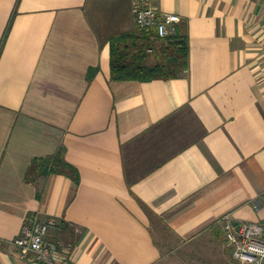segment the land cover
Segmentation results:
<instances>
[{
    "label": "crops",
    "instance_id": "obj_1",
    "mask_svg": "<svg viewBox=\"0 0 264 264\" xmlns=\"http://www.w3.org/2000/svg\"><path fill=\"white\" fill-rule=\"evenodd\" d=\"M135 3L0 0V264H39L14 244L32 218L72 264H232L225 216L264 224V0H156L188 69L114 81ZM58 152L79 181L31 169Z\"/></svg>",
    "mask_w": 264,
    "mask_h": 264
},
{
    "label": "built area",
    "instance_id": "obj_2",
    "mask_svg": "<svg viewBox=\"0 0 264 264\" xmlns=\"http://www.w3.org/2000/svg\"><path fill=\"white\" fill-rule=\"evenodd\" d=\"M135 16L138 28L151 39L173 35L180 15L160 10L156 0H136ZM150 48L148 52H152ZM57 221L51 217L46 221L29 219L14 244L25 252H33L39 264H72V245H63L59 239H52ZM228 246L233 257L240 264H264V224L244 221L237 225L226 215L223 225ZM196 264V263H190Z\"/></svg>",
    "mask_w": 264,
    "mask_h": 264
},
{
    "label": "trees",
    "instance_id": "obj_3",
    "mask_svg": "<svg viewBox=\"0 0 264 264\" xmlns=\"http://www.w3.org/2000/svg\"><path fill=\"white\" fill-rule=\"evenodd\" d=\"M109 42L111 79L114 81L169 80L182 76L189 67L187 25L183 22L168 37L151 39L149 34L138 28L113 34L109 37ZM150 48L153 49L152 52H148ZM151 54L155 57L154 63L149 62ZM35 168H40L43 174L64 173L75 181L80 179L78 169L60 156L59 152L35 158L31 169ZM232 264L240 263L233 259Z\"/></svg>",
    "mask_w": 264,
    "mask_h": 264
},
{
    "label": "rangeland",
    "instance_id": "obj_4",
    "mask_svg": "<svg viewBox=\"0 0 264 264\" xmlns=\"http://www.w3.org/2000/svg\"><path fill=\"white\" fill-rule=\"evenodd\" d=\"M46 156H48V155H46ZM190 263H196V264H198V262H197L196 260H193V261L190 262Z\"/></svg>",
    "mask_w": 264,
    "mask_h": 264
}]
</instances>
